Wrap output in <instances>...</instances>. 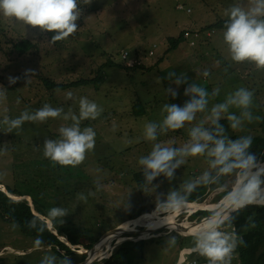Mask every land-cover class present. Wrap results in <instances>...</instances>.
<instances>
[{
  "label": "rangeland",
  "instance_id": "374dc122",
  "mask_svg": "<svg viewBox=\"0 0 264 264\" xmlns=\"http://www.w3.org/2000/svg\"><path fill=\"white\" fill-rule=\"evenodd\" d=\"M234 2L91 0L89 5H83L81 0L82 15L76 22L78 30L54 44L49 43L50 35L47 32L41 34L29 29L25 33L20 24L13 26L0 16V86L7 88V99L0 102V119L5 114L15 118L24 109H38L44 103L62 107L65 111L69 107L78 111L76 102L65 99L69 91L77 99L86 96L103 108L97 119L81 123V127L88 126L95 130V147L76 167L53 164L43 157V141L45 138L58 137L57 129L64 123L61 119L49 118L43 123L25 122L13 133L0 131V149L5 145L9 149L7 153L0 152L1 190L6 192L7 187L20 194L26 193L24 195L30 198L24 199L30 204L35 201L46 215L54 206L68 209L69 213L63 220L68 219L86 228L93 235L94 242L101 237L96 250L90 255L91 259L96 258L97 261L90 264H101L124 241L136 242L135 250L141 252L142 259L133 260L135 264H207L204 257L190 251V233L205 217L196 214L198 211L194 212V209L197 208L191 206L175 217V220H186L189 224L176 222V230L171 232L162 221L158 225H151L150 221L140 220L143 223L121 228L117 237L113 234L105 248L103 244L108 237H105L107 234L102 235L129 221L125 213L133 207L145 206L149 210L148 216H142L143 213L134 219L147 216L144 219L147 220L149 213L156 208L155 193H166L169 189L178 188L181 182L194 178L207 168L204 157H189L185 165L175 170V178L171 182L162 175L153 181L159 185L153 194H145L136 188L139 184L134 174L141 171L137 160L151 150L153 143L142 138L144 124L161 118L160 108L164 103L182 105L189 99L183 95L187 84L177 87L163 79L170 71L177 75L184 73L188 78L187 83L195 82L210 93L219 87L220 93L210 99L209 108L238 87L254 90L255 106L251 111L262 119L245 122L243 128L235 132L230 129L229 135L234 139L241 135L253 136L249 151L264 162V157H261L264 148V70H257L247 62L235 64L226 59L227 53L220 40L221 28H214V33L206 41L199 38L198 43L192 44L183 37L175 48L165 53L170 45L168 40L176 38L183 29L199 32L225 19L224 9ZM23 40L31 44L21 52L17 45ZM152 50L154 52L150 54ZM124 51L128 52L129 58L136 57L141 63L137 67H126L127 63L121 57ZM107 62H112V65L104 66ZM26 69H32L35 73L28 82L24 75ZM204 70L210 73L207 78L199 75ZM98 75L101 77L98 82L59 87L78 80L94 79ZM9 76L20 79L9 85ZM46 83L59 86H47ZM168 87L176 89L178 94L175 98L166 94L165 88ZM136 101L141 102V114L133 112ZM5 108L7 113L4 112ZM230 111L238 113L237 109ZM204 115L197 114V120L193 123H197ZM113 124L116 125L115 131L112 130ZM190 126L186 124L184 128L160 135L157 142L175 140L174 146L178 147L188 139L187 129ZM137 137L141 138L139 142H136ZM126 140H132L133 143L126 144ZM97 176L102 177L103 187L99 191L93 183ZM89 192L95 195L89 196ZM200 192L202 203H209L206 206L209 209L218 206L224 195L218 193L215 186L200 187ZM79 193L87 196V200L78 201ZM201 214L207 215L209 211ZM163 215L158 213L154 217L158 219ZM13 222L0 216V264H39L42 255L49 250L50 254L57 256L66 253L72 264L84 259L86 249L68 242L66 244L71 253L56 248L60 252L57 253L54 247L47 244L42 250H34L36 238L24 235L20 227L13 229ZM146 227L150 233L142 231ZM97 230L102 232L98 233ZM124 230L133 232L126 233ZM171 235L176 237L177 243L170 247L166 241ZM231 264H239L236 253Z\"/></svg>",
  "mask_w": 264,
  "mask_h": 264
},
{
  "label": "clouds",
  "instance_id": "9594fccd",
  "mask_svg": "<svg viewBox=\"0 0 264 264\" xmlns=\"http://www.w3.org/2000/svg\"><path fill=\"white\" fill-rule=\"evenodd\" d=\"M90 3L91 0H83V5ZM81 15V0H0V16L10 21L13 26L20 24L25 33L29 29L41 34L53 33L48 40L52 44L74 34L79 28L76 22ZM223 16L225 19L220 40L227 53L226 59L235 64L247 62L257 70H264V0H235L224 9ZM185 30L188 29H183V34ZM33 74L35 73L32 69L25 70L27 82ZM199 75L207 78L210 73L204 70ZM7 79L9 85H12L20 77L9 76ZM163 79L169 80L177 87L187 84L183 95L189 99L182 105L164 103L160 108L161 118L144 124L142 138L153 143L151 150L137 160L138 168L143 173V182L136 188L145 194H153L159 187L153 183L157 177L162 175L171 182L175 178V170L185 165L189 157H204L207 168L199 175L181 182L178 188L169 189L166 193H155V211L164 214L162 223L168 225L170 232L176 230L174 225L168 223L167 217L170 215L178 217L187 208L188 203L197 202L188 201L189 196L197 188L215 186L217 192L224 195L217 207L196 209L207 210L209 215L202 216L204 218L193 227L190 233L192 237L190 251L204 257L207 264H231L236 249L245 245L242 235L234 227V221L241 210L250 205L264 207V162L259 161L256 154L249 151L253 136L241 135L232 139L220 121L226 119L228 127L233 132L241 130L245 122L260 121L262 117L254 116L251 111L255 106L254 90L238 87L228 92L221 102L213 103L209 108L210 99L220 93L219 87L210 93L195 82L187 83L188 78L184 73L177 75L172 71ZM165 92L173 98L178 94L172 87L165 88ZM6 99L7 88L0 86V102ZM65 99L76 102L78 111L71 107L65 111L62 107H52L49 103H44L38 109H24L15 118L3 115L0 119V125L3 126L0 131L13 133L14 129H20L25 122L43 123L49 118L61 119L64 123L57 129L58 137L45 138L43 141V157L53 164L76 167L83 163L87 154L95 147V130L88 126L81 127V123L84 120L97 119L103 108L86 96L77 99L70 91L65 94ZM16 102L19 103V99ZM230 109H237L238 113ZM4 112L7 113V108ZM199 113L205 115L197 123H193ZM186 124L191 125L187 129L188 139L180 146H174L175 140L157 142L160 135L184 128ZM112 130H116L115 124ZM140 139L137 137L136 142ZM125 143L131 144L133 141L126 140ZM8 151L7 145L0 149L3 153ZM101 181V176H97L93 181L97 191L103 187ZM88 195L95 193L89 192ZM77 200L86 201L87 196L79 193ZM28 203L30 204L29 201ZM68 213V209L64 207L54 206L48 210L47 216L52 221L59 220L62 223V218ZM40 217L44 219V216ZM48 222L45 224L39 217L27 221V227L38 233L34 240V250L45 248L42 234L48 226L51 229V221L49 225ZM255 226L254 214L249 215L246 218L245 230ZM11 227L16 229L19 224L14 221ZM176 243L174 235L169 236L166 241L170 247ZM39 264L72 262L66 253L57 256L50 254L49 250L42 255Z\"/></svg>",
  "mask_w": 264,
  "mask_h": 264
},
{
  "label": "trees",
  "instance_id": "16d2710c",
  "mask_svg": "<svg viewBox=\"0 0 264 264\" xmlns=\"http://www.w3.org/2000/svg\"><path fill=\"white\" fill-rule=\"evenodd\" d=\"M224 19L219 20L217 23H214L211 27L205 29H211L218 28L222 29ZM215 31V30H214ZM213 31V33H214ZM50 37L53 35L51 32H47ZM212 33V34H213ZM183 32H181L176 38H171L169 41L170 45L169 48L166 49L165 53L170 51L171 49L175 48L176 45L183 40ZM30 42L28 40H23L20 42L17 46L19 47L21 52H24L29 46ZM155 46V45H154ZM112 65V62H107L104 66H110ZM126 67H137V64H134L132 66H128L126 64ZM101 80L100 75L96 76L94 79H88V80H78L76 82H71L68 85H61L58 84H51L46 83L47 86H59L60 88H65V86H72V85H79L87 82H98ZM47 82V81H45ZM141 102L136 101L133 105V112L135 114H141L143 113V110H141ZM225 128L229 135L230 128L228 127V121L226 119H222L220 121ZM232 138V137H231ZM234 139V138H232ZM251 152V151H250ZM258 152V151H257ZM261 157H264V148L261 150ZM262 162V161H261ZM134 179L138 182V184L143 182V173L137 172L134 174ZM26 194V193H24ZM24 194H20L14 190H9L6 187V192L1 190L0 188V216L6 220V221H15L19 224L20 230L24 235L32 236L34 238L37 237L38 233L34 229H29L27 227V221L32 219L33 217H39L41 221L44 223L46 222L45 219H49L51 222V229L47 228V230L42 234V238L45 241V244L48 246L59 248L61 250H64L65 252H70L71 250L66 244L67 242L71 245H81L85 249H89L93 243L94 238L93 235L86 230V228L80 227L75 222H71L70 220L66 219L63 220L62 223H60L59 220L52 221L46 214L41 212V207L35 202L31 201L32 206L28 203L26 199H24ZM11 195L19 196L20 199L15 200L11 197ZM219 197L218 199H220ZM188 201H197L202 202V193L200 192V188H197L195 192L189 196ZM216 202V201H215ZM217 207V206H216ZM32 209L37 212L40 216H44V219H42L39 215H35L32 211ZM148 209L145 206H136L131 209H129L125 213L126 219H133L137 216L143 214H148ZM207 211V210H199L196 214L201 216H208L202 215L201 212ZM254 214V220H255V227L247 228L245 230L246 225V218L249 215ZM141 216V217H142ZM147 216L140 218L137 221L144 220ZM47 224V223H45ZM146 225V224H145ZM234 227L236 231L242 235L245 245L239 246L236 249V254L238 257L239 264H264V207H258L256 205H250L247 208L241 210V212L238 215V218L234 221ZM54 230L56 234L52 232ZM98 233L102 232L100 230H97ZM136 242L132 241H124L120 243L112 252V254L106 258L104 261H102L101 264H135L133 263V260L139 261L142 259L141 252H137L135 250V244ZM141 246V245H140ZM57 253H60L58 250H56ZM97 261V260H96Z\"/></svg>",
  "mask_w": 264,
  "mask_h": 264
},
{
  "label": "bare ground",
  "instance_id": "6f19581e",
  "mask_svg": "<svg viewBox=\"0 0 264 264\" xmlns=\"http://www.w3.org/2000/svg\"><path fill=\"white\" fill-rule=\"evenodd\" d=\"M3 189V188H2ZM207 205H209V203L208 204H204V203H198V202H190V203H188V206L187 207H190L191 206V208H206V206ZM195 210V209H194ZM158 213L155 211V210H153L152 211V213H149V217L147 218V220H143V221H147V222H149L150 221V223H151V225H158L161 221H162V218L163 217H160V218H158V219H155V215H157ZM148 216V215H147ZM176 216H173V215H171V217L170 218H168L167 217V220H168V223L170 224V225H174L175 227H177L176 225H175V223L176 222H178V223H187V224H189L188 222H186V220L185 221H177V220H175L176 218H175ZM140 219V218H139ZM137 223H143V222H141V221H137V219H132V220H129V221H127V222H123L121 225H120V227L119 228H115V229H113L114 231H112V232H108V233H106L105 235V237H108L106 240H105V242H104V244H103V246H104V248L107 246V244H108V242H110V240L112 239V237H113V234L115 235V237H117L118 235H120V231L122 230L121 228H124L125 226H127V225H130V224H137ZM168 226V225H167ZM180 228H184V227H186V226H179ZM178 227V228H179ZM150 230V229H149ZM183 230H185V229H183ZM110 235V236H109ZM103 237V236H102ZM104 237V238H105ZM87 250V249H86ZM96 250V249H95ZM95 250H93V251H95ZM92 251V252H93ZM89 252V251H88ZM91 254H89V256H88V261H86V262H84V263H82V264H89V263H93L94 261H96L95 259L96 258H94V259H91V256H90Z\"/></svg>",
  "mask_w": 264,
  "mask_h": 264
},
{
  "label": "built area",
  "instance_id": "2783aa9c",
  "mask_svg": "<svg viewBox=\"0 0 264 264\" xmlns=\"http://www.w3.org/2000/svg\"><path fill=\"white\" fill-rule=\"evenodd\" d=\"M213 31H214L213 29H205V30L199 31V32H191L189 30H185L184 31V38L186 40L190 41L192 44L194 42H198L199 38H203V39H205L204 41H206V39L213 33ZM153 52H154L153 50L150 51V54H152ZM121 57H122V59H124L123 61H126L127 65H129V66L141 63V61L136 57L129 58V54L126 51H124V54L123 53L121 54ZM195 211H196V209L194 210V212ZM182 257H183V253L181 254L180 259H182ZM191 263H195V261H192Z\"/></svg>",
  "mask_w": 264,
  "mask_h": 264
},
{
  "label": "water",
  "instance_id": "95a60500",
  "mask_svg": "<svg viewBox=\"0 0 264 264\" xmlns=\"http://www.w3.org/2000/svg\"><path fill=\"white\" fill-rule=\"evenodd\" d=\"M219 202H221V201H219ZM48 228H50V226H48ZM112 231H114V230L112 229V230H110V231H107V232H105L102 236H104L106 233H108V232H112ZM142 231H145V232H147V233H150V231L148 230V227L142 229ZM123 232L131 233V232H133V230H129V231L124 230ZM53 233L56 234L55 231H53ZM156 234H158V233H156ZM100 238H101V237H100ZM100 238H99L96 242H94L93 245H92L89 249L84 250L85 257H84L83 260H81V261L78 262L77 264H82V263L88 261V256H89V254H91V252H92L93 250H95V248L97 247V245H98V243H99V241H100ZM88 251H89V252H88ZM89 264H90V263H89Z\"/></svg>",
  "mask_w": 264,
  "mask_h": 264
},
{
  "label": "crops",
  "instance_id": "0c3cea01",
  "mask_svg": "<svg viewBox=\"0 0 264 264\" xmlns=\"http://www.w3.org/2000/svg\"><path fill=\"white\" fill-rule=\"evenodd\" d=\"M12 196H14V197H15V195H12ZM16 197H19V196H16ZM24 197H26V198H30L28 195H26V196H24Z\"/></svg>",
  "mask_w": 264,
  "mask_h": 264
}]
</instances>
